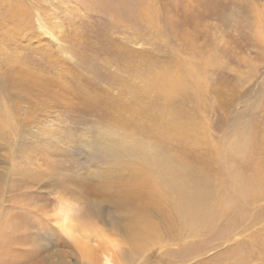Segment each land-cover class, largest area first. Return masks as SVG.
Segmentation results:
<instances>
[{"label": "rangeland", "instance_id": "rangeland-1", "mask_svg": "<svg viewBox=\"0 0 264 264\" xmlns=\"http://www.w3.org/2000/svg\"><path fill=\"white\" fill-rule=\"evenodd\" d=\"M10 10L14 18H6ZM0 20V264L81 263L74 239L88 242L87 229L147 223L164 241L173 232L178 245L137 257L139 264H264V200L241 197L238 212L221 201L222 183L238 180L237 168L222 176L225 169L216 166L192 185L171 147L143 140L170 168L164 182L182 190L183 207L193 205L194 218L174 220L168 232L157 215L140 223L138 211L130 215L114 204L122 188L147 172L136 178L140 171L100 153L131 142L112 133L109 99L130 100L125 83L140 87L144 74L180 61L194 66L205 86L194 107L191 91L172 103L194 117L215 149L249 135L254 145L234 156L251 168L244 176L257 173L264 160V0H0ZM47 79L63 89V100L22 93ZM197 154L207 156L206 149ZM67 217L73 238L61 232Z\"/></svg>", "mask_w": 264, "mask_h": 264}, {"label": "bare ground", "instance_id": "bare-ground-1", "mask_svg": "<svg viewBox=\"0 0 264 264\" xmlns=\"http://www.w3.org/2000/svg\"><path fill=\"white\" fill-rule=\"evenodd\" d=\"M12 11L13 10H10L11 15H6V18L13 17L14 14ZM141 13L143 14L146 12L142 10ZM141 17L143 16L141 15ZM2 21L3 20H0V22ZM152 25L153 24H151V26ZM2 52L5 53V51ZM181 63L180 61H177L172 62V64H167L164 66L161 65L160 67H158V64L157 69H154L140 77V87L135 84L124 82L125 86L123 85V87H126L129 90L131 95L130 100H128L127 98L126 102H119L120 99L122 100V97H120V99H118V102H115L114 98L109 99L110 102L106 104L108 106H112L117 113L116 114L115 111L112 112V114L114 113V126H112V133H114L115 137L117 136L120 139L124 137L126 138L125 140L129 139L131 140V142L123 141L124 139H119L120 141L124 142L122 145V142H119L120 146L114 145V147L110 149L106 147L103 148L105 149L104 151H100L103 156H112L114 160L117 161L116 163H119L121 165L128 164L132 166L129 169H131L133 172L140 171L139 174H134L136 178H140L142 172H147V174L143 175V179H139L136 183L129 184L119 191L120 196L114 200L115 206L124 209L130 215L133 211H138L137 220L140 223L147 222L151 218V215H157L161 223H163V225L165 226L166 231L168 232H170V228L174 220L176 222L182 223L184 221V217L186 216H192L194 218L193 205L190 204L187 205L185 208L183 207L182 190L177 188L173 182H164V177L167 178L170 168H168L166 164L164 165V167L159 165L161 159L159 151L155 148V152L158 156L157 160L154 150L148 148L142 142L143 140L152 139L155 143L158 144L156 145V147L163 148L165 150L170 149L171 147L173 149L175 160L178 159L177 161L183 164V167L185 168L184 171H187L189 173L190 178H188L187 180L190 181L192 185H198V182L202 180L204 181L207 174L213 172L216 169V166L225 169L219 172V174L222 176L232 174V169L237 168L238 171H236V175L239 179H226L222 183L223 194L221 201L227 211H240L241 197L246 198L247 201L254 200L256 198L259 200H264V160L260 165L257 166V173L253 172L252 170V174H255L249 177L250 175L244 176L242 171L245 170V172H247V169L251 168L249 166H245L244 164L237 162L236 157L234 156V154L236 155L241 151H245L248 145H254H251V139L249 135H242L238 142L234 143L233 145L231 144L227 146V144L225 143L221 147L215 149V146L211 145V142L207 141V137L205 138V134L202 129L199 128L198 123L194 122V117L181 111L180 109H178L179 106L174 105L172 103V100L175 97H183L189 91H191L192 95L188 96H190L189 99L190 101H192V105L194 103L198 104L201 97L200 89L203 90V88L200 87L201 84L199 83V72H197V69L190 64L182 65ZM201 78L203 79V77ZM38 83L40 84V89H32L33 87L27 89L22 88V93H25L26 91L28 95H30L36 100L41 98L48 101H54L55 103H58L60 100H63L62 88L53 86L48 79L43 80V82L38 81ZM203 83L201 86L204 85ZM121 90H123V88ZM103 92L104 91H102V93ZM74 95L78 99H81V97L84 96L81 92H75ZM128 96L129 95H127V97ZM124 97L125 96L123 95V98ZM208 99L210 98L208 97ZM105 100L107 99L105 98ZM176 101L178 102V100ZM90 104V106H92V102ZM95 106L93 107L94 109H96L97 107ZM104 112L106 111L104 110ZM125 114L128 115V117H124ZM8 126L9 125H7V127ZM141 148L145 151H142ZM200 148L206 149L207 156H199L197 154V150ZM99 149L100 148H98L97 150ZM209 156L211 157V159H209ZM123 167L124 169L126 168L125 165ZM152 171L154 173H157L158 175H162L160 176V179L162 177L163 179L160 180L158 179V177L153 178V175L150 174V172ZM207 183L208 180L205 182V184ZM244 192H251V194L246 196L242 194ZM185 194L186 197L195 199V194H192L187 191H185ZM194 204L198 205L199 200H196ZM236 216L238 215L234 214L233 219H235ZM138 221L136 222L138 223ZM65 223L66 224L64 225V228L61 229V232H65L67 235L73 238L72 232L74 230H71L72 225L68 217L66 218ZM147 226H149V223H147ZM147 226H139L133 228L134 225L130 227L112 224L111 226L107 225V230L105 231H103L101 228L98 229V232L92 231L91 229H87L89 230V234L83 233L82 237L88 240V242H82L78 239H74L75 253L76 256L81 260V263L77 261H71L70 263V259L69 261H63V259H61V261H63L62 264H139L141 263L140 260L142 259H140L139 261L134 260L137 257L142 258L145 255H148L150 251H161L163 248L169 245H178V241L176 239H172L173 232L172 234H169L168 239L164 241L162 237L153 235L154 231H148ZM163 231L165 230H160L159 234L161 235ZM92 235L94 236L95 241L93 243H91ZM184 249L186 252H188L187 249L189 248L185 247ZM97 250H99V254H97Z\"/></svg>", "mask_w": 264, "mask_h": 264}]
</instances>
